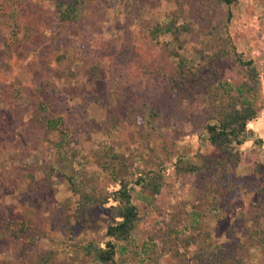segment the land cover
<instances>
[{"label":"rangeland","instance_id":"374dc122","mask_svg":"<svg viewBox=\"0 0 264 264\" xmlns=\"http://www.w3.org/2000/svg\"><path fill=\"white\" fill-rule=\"evenodd\" d=\"M55 1L70 0H0V264H115L91 256L116 219L109 206L78 208L65 176L74 174L76 154L88 158L83 188L101 194L119 178L166 165L158 193L148 185L130 191L139 221L117 243V264H195L160 254L156 236L169 221L171 242L186 258L207 247L218 254L243 248L245 264H264V245L250 246L243 235L264 205V0H84V16L62 24ZM176 14L189 27L179 39L191 64H199L213 24L225 26L222 40L232 44L215 64L217 102L209 87L195 86L199 109L225 105L246 81L242 95L258 114L249 127L261 143L238 146L239 162L222 170L207 164L226 155L193 129L186 109L168 107L162 73L147 70L165 53L151 30ZM158 37L172 38L163 28ZM239 59L259 68L256 86ZM149 107L158 119L146 116ZM178 158L206 168L178 173ZM19 219L25 233L1 232Z\"/></svg>","mask_w":264,"mask_h":264},{"label":"trees","instance_id":"16d2710c","mask_svg":"<svg viewBox=\"0 0 264 264\" xmlns=\"http://www.w3.org/2000/svg\"><path fill=\"white\" fill-rule=\"evenodd\" d=\"M218 1L226 4H239V0ZM54 6L57 20L61 24L69 21H78L84 16V0L55 1ZM1 16L7 24H10L6 11H2ZM160 26H163V30L171 34V39L163 40L158 37L159 31L162 29ZM188 29V25L182 22L177 14L167 16L162 22L157 23L149 36L161 46L165 53L160 57L159 64H153L147 70L152 73H162L164 83V93L162 96L165 103H168V107L186 109L188 116L189 114L194 116L195 120L189 117L194 127L193 129H200L203 132V138L211 146H217L226 155L225 160L215 159V161L207 164V168L219 166V169L222 170L228 163L234 164L239 162L240 150L237 148L238 146L248 140H253L255 144L261 143L262 140L257 138L249 127V124L257 119L258 114L251 102L242 95V86L246 81L237 87L239 94L229 96L225 105H221L220 103L216 104V106L215 104H210L211 106L209 107L199 109L195 86L204 85V87H209L208 96L214 99V102H217L215 87L213 86L218 72L215 64L224 60L225 57H229L232 44L228 39L222 40L223 33L226 31L224 30L225 26H221L219 23L213 24L208 32L209 39L207 44L198 51L199 64L195 66L180 53L183 44L179 39V34L183 30ZM239 61L242 60L239 59ZM242 62L248 72V74H245L247 81L252 82V87L256 86L259 83V68L253 65L250 60ZM150 108L147 109L146 116L158 119L159 112ZM74 156L75 158L72 163L74 174L65 176L69 181L71 190L79 196L78 208L82 211L95 206H109L116 219L114 223L107 225L105 228L104 237L106 240L104 245H95L92 249L94 253L91 256L95 261L112 260L117 264L113 258L117 243L128 240L139 221L138 208L132 202L130 191L135 185H148L153 193H158L160 186H163L161 171L166 169V165L159 164V169L161 170L135 171V174H137L135 179L132 177L119 178L117 188L108 191V193L101 194L83 188L86 175L83 164L88 161V158L80 154ZM174 168L178 173L194 174L202 169L204 170L206 166L204 164H191L178 158ZM30 178L32 179L31 176ZM179 180L182 181L181 178ZM263 219L264 205L259 203L251 219L252 228H246L243 232L250 246L264 245ZM166 223V229L162 231V234L156 236L161 241V247L160 249L158 248L160 254L170 253L174 257L181 258L182 261H194L195 264L246 263L247 253L243 248L237 251L233 250V252L231 249H227L218 254L215 251H211L210 247H207L202 249L197 258H186L175 239L171 242V232L175 229V226H171L172 223L170 221ZM27 229V221L24 219L8 220L1 232L6 236L18 237L20 234L25 233ZM32 242L35 244L34 239ZM165 242L168 244L167 246L163 245Z\"/></svg>","mask_w":264,"mask_h":264}]
</instances>
